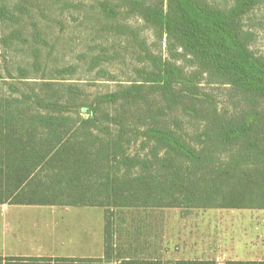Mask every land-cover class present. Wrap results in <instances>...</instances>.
I'll use <instances>...</instances> for the list:
<instances>
[{
    "label": "trees",
    "instance_id": "trees-1",
    "mask_svg": "<svg viewBox=\"0 0 264 264\" xmlns=\"http://www.w3.org/2000/svg\"><path fill=\"white\" fill-rule=\"evenodd\" d=\"M95 3L132 74L92 95L66 80L75 64L0 67V204L102 207L106 254L112 208L264 209V53L246 22L264 0ZM28 12L0 0V42L29 37ZM112 60L93 53L89 71L119 80Z\"/></svg>",
    "mask_w": 264,
    "mask_h": 264
},
{
    "label": "rangeland",
    "instance_id": "rangeland-1",
    "mask_svg": "<svg viewBox=\"0 0 264 264\" xmlns=\"http://www.w3.org/2000/svg\"><path fill=\"white\" fill-rule=\"evenodd\" d=\"M20 1L29 10L24 21L29 37L8 45L0 42V67L32 66L33 54L40 55L41 64L50 69L75 64L79 73L66 80L83 85L92 95L113 90L119 81L131 76L126 38L99 34L100 25L86 16L96 0ZM250 17L253 21L247 18L246 22L256 32L254 48L264 53V5ZM126 23L142 28L148 43L155 41L153 33L143 28L140 20L130 18ZM0 31L1 35L8 33L9 27ZM101 50L113 58L112 63L103 67L119 80H108L97 71H89L91 55ZM109 216L118 264L264 262V209L183 211L123 207L110 209Z\"/></svg>",
    "mask_w": 264,
    "mask_h": 264
},
{
    "label": "crops",
    "instance_id": "crops-1",
    "mask_svg": "<svg viewBox=\"0 0 264 264\" xmlns=\"http://www.w3.org/2000/svg\"><path fill=\"white\" fill-rule=\"evenodd\" d=\"M111 233L102 207L0 204V264H118Z\"/></svg>",
    "mask_w": 264,
    "mask_h": 264
}]
</instances>
